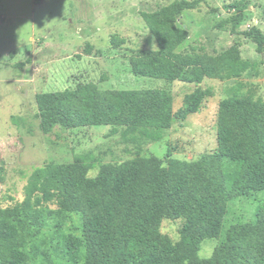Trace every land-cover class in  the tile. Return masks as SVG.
Instances as JSON below:
<instances>
[{
  "label": "trees",
  "instance_id": "obj_1",
  "mask_svg": "<svg viewBox=\"0 0 264 264\" xmlns=\"http://www.w3.org/2000/svg\"><path fill=\"white\" fill-rule=\"evenodd\" d=\"M197 5L196 0H175L140 13L157 49L133 52L129 63L135 76L199 85L203 78L239 77L252 67L236 45L215 55L177 52L187 31L176 19ZM225 8L234 11V30L244 20L246 6L239 2ZM242 34L263 52L260 29L253 26ZM119 43L111 40L114 46ZM35 101L45 134L55 127L109 126L112 133L122 127L124 139L158 142L176 118L172 94L160 88L102 90L85 83L38 93ZM217 127V149L193 161L137 155L103 164L87 154L34 168L21 202L3 207L0 200V264H62L70 256L64 241L60 251L49 254L38 238L50 220L71 214L80 219L83 264H264V204L253 221L229 226L210 257L198 256L205 240L220 236L227 206L250 190H264V102L222 101ZM4 176L0 166V182ZM52 202L57 210L49 209ZM175 218L183 226L173 242L160 226ZM129 241L156 249L140 256L127 251Z\"/></svg>",
  "mask_w": 264,
  "mask_h": 264
},
{
  "label": "rangeland",
  "instance_id": "obj_2",
  "mask_svg": "<svg viewBox=\"0 0 264 264\" xmlns=\"http://www.w3.org/2000/svg\"><path fill=\"white\" fill-rule=\"evenodd\" d=\"M175 0H0V182L3 207L24 198L27 177L34 168L69 163L77 155L91 154L103 163H120L133 157L153 155L160 159L193 161L217 149L218 109L222 101L261 99L264 102V50L242 33L257 27L264 34L261 9L264 0H196L176 24L187 31L177 52L218 54L232 45L252 67L239 77L203 78L199 85L168 83L132 73L129 58L138 49L156 50L157 44L140 17ZM194 1V0H187ZM245 4L244 20L232 30L234 3ZM112 39L121 40L117 46ZM89 51V54H87ZM25 63L23 66H17ZM94 83L102 90L165 89L173 96L175 123L158 142L132 141L122 137L123 128L94 126L74 129H40L35 96ZM197 89H200L199 92ZM210 91V95H208ZM94 171L92 176H96ZM264 204V190L248 191L230 203L220 223V236L205 240L198 252L208 258L229 226L250 222ZM49 209L57 210L55 202ZM183 221L165 219L160 230L176 242ZM51 253L66 244L70 254L62 264H83L79 252L80 219L77 215L50 220L39 235ZM156 247L128 242L127 251L137 255Z\"/></svg>",
  "mask_w": 264,
  "mask_h": 264
}]
</instances>
